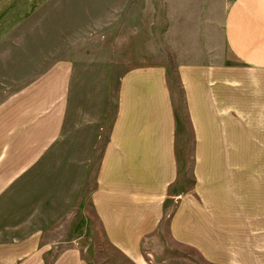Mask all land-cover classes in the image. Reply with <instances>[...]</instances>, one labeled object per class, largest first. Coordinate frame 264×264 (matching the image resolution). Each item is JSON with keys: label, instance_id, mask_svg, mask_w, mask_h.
I'll use <instances>...</instances> for the list:
<instances>
[{"label": "rangeland", "instance_id": "374dc122", "mask_svg": "<svg viewBox=\"0 0 264 264\" xmlns=\"http://www.w3.org/2000/svg\"><path fill=\"white\" fill-rule=\"evenodd\" d=\"M231 1L63 0L49 16L30 22L24 32L31 55L22 61L28 76L38 75L69 43L70 50L79 49L85 57L77 70L85 87L76 90L62 138L0 194V264H68L72 259L77 264H136L109 243L89 195L117 111L120 80L128 71L153 66L166 70L172 96L176 178L164 193L155 229L142 236L140 264H212L204 254V235L192 240L193 226L222 221L231 236L224 218L232 214L225 206L231 205L236 216L237 183L246 172L255 175L242 162L245 139L237 127L236 101L229 98L221 112L222 93H215L227 83L220 80L222 74L247 72L225 46ZM187 71L202 81L212 77L207 89L213 113L205 115L212 117L207 122L218 155L210 165L201 146L202 122L190 111ZM236 85V80L229 83L234 93ZM245 141L264 149L263 136L247 135ZM212 179L221 184L213 185Z\"/></svg>", "mask_w": 264, "mask_h": 264}, {"label": "crops", "instance_id": "0c3cea01", "mask_svg": "<svg viewBox=\"0 0 264 264\" xmlns=\"http://www.w3.org/2000/svg\"><path fill=\"white\" fill-rule=\"evenodd\" d=\"M60 1L0 0V194L62 138L76 90L85 87L77 71L85 57L79 49L70 50L69 43L38 75L28 76L22 62L31 55L25 29L28 33L30 22L49 16ZM224 22L226 49L247 72L221 75L227 82L215 88L222 93L221 112L229 98L235 99L239 135L244 133L245 140L247 135L264 137V0H232ZM192 74L184 73L188 102L194 119L202 122L201 146L210 165L218 155L208 124L212 117L205 115L213 113L207 89L212 77L205 82ZM78 80L83 84L76 87ZM234 80L235 93L229 86ZM208 88L214 94L213 85L208 83ZM175 133L166 70L153 66L125 73L89 203L112 247L136 264L141 263L142 236L155 229L164 193L176 178ZM245 140L242 162L258 178L246 172L237 183L241 193L236 216L231 205L225 206L232 214L224 218L231 236L222 221L193 226L192 240L204 235V254L212 264H264V149ZM211 183L218 187L221 180ZM67 263L77 264L73 259Z\"/></svg>", "mask_w": 264, "mask_h": 264}]
</instances>
